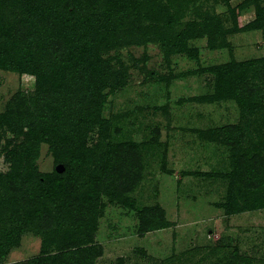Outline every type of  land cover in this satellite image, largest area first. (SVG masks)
<instances>
[{"label":"rangeland","instance_id":"1","mask_svg":"<svg viewBox=\"0 0 264 264\" xmlns=\"http://www.w3.org/2000/svg\"><path fill=\"white\" fill-rule=\"evenodd\" d=\"M60 1L63 0H0V41L13 23L28 21L33 12L41 15L38 10L42 6L46 17ZM230 3L229 7L223 0L178 2V8H185L180 16L185 26L209 16L215 19V28L225 32L222 39L210 40L213 46L223 44L224 48L212 49L207 37L188 42L198 52V60L186 54H167L157 43L142 44L140 34H127V27L118 35L124 44L105 55L112 58L117 79L88 139L85 168L90 175L97 172L101 154L111 144L127 141L138 145L144 178L133 193L122 199L133 198L132 207L103 195L96 221L86 224L81 232L70 225L56 232L59 215L50 200L43 198L44 191L53 184L66 181L55 175L58 160L67 162L66 156L58 155L50 144L42 142L36 162L37 172L43 176L39 181L41 191L35 199L24 201L20 193L14 194L13 189L20 188L14 182L31 153L20 148L23 136L0 127V243H4L0 264H28L43 257L48 264H57L54 259L64 243L83 241L87 235L93 239L90 248L103 251L93 264H235V250L253 264H264V209L251 210L242 204L248 198L264 202V193L244 194L240 202L245 208L227 212L224 206L229 202L235 150L224 143L220 130L237 125L245 134L241 152L264 155V82L260 81L263 92L256 102L260 106L254 108H241L234 100H203L216 93V78L209 72L213 67L235 59L262 61L252 67L250 75L264 70L261 31L226 32L234 28L235 22L239 28L254 23L264 0ZM165 4L163 14L149 15L137 26L148 31L157 23L166 27ZM156 15L159 18L155 20ZM150 31L155 35L152 27ZM35 88L34 76L0 69V114L6 111L14 94L33 92ZM31 201L30 208H26ZM157 206L166 211L169 226L140 236V211ZM38 209H45L53 218L50 227L35 216Z\"/></svg>","mask_w":264,"mask_h":264},{"label":"trees","instance_id":"2","mask_svg":"<svg viewBox=\"0 0 264 264\" xmlns=\"http://www.w3.org/2000/svg\"><path fill=\"white\" fill-rule=\"evenodd\" d=\"M180 1L63 0L52 14L43 16L45 6H42L38 10L41 15L33 12L28 21L18 20L1 37L0 69L16 70L36 79L33 92H17L6 111L0 114V127L8 128L18 137L23 136L25 139L20 148L31 153L24 170L14 182L20 186L13 189L14 194L20 193L24 201L27 198L35 199L40 194L39 181L43 176L37 172L36 162L42 142L50 144L58 155L67 158V162H57V165H64L63 173L57 172V165L55 167L56 177L66 181L61 185L53 184L48 191H44L46 196L43 199H49L59 215L56 232L69 225L81 232L86 224L96 221L103 195L132 207L135 203L133 198L122 199L126 194L133 193L144 178L142 152L138 145L127 141L111 144L103 150L97 172L90 175L85 168L88 139L115 88L117 73L112 58L105 55L110 54L111 48L124 44L118 36L121 29L127 27V34L137 31L142 44L157 43L167 54H186L193 60H198L199 56L188 46L190 40L207 37L212 49L225 47L223 44H211L210 40L214 42L226 36L222 29L215 28L214 18L204 16L202 22L193 21L186 26L181 23L180 16L185 8L181 5L178 8ZM223 1L231 6L232 0ZM184 2L190 4L192 0ZM164 3L167 6L164 15L167 17L166 27L158 23L149 26L154 29L153 35L150 29L148 31L137 26L141 20L149 19V15L163 14ZM158 18L157 15L154 17L155 20ZM129 27L131 30L128 31ZM231 30L226 32L258 30L264 37V6L258 7L254 23L239 28L235 22ZM130 37L132 39L135 34ZM229 49L232 52V48ZM259 62L262 61L240 62L233 59L211 68L209 72L216 78V93L203 100L208 103L234 100L241 108L248 109L260 106L256 102L263 92L261 82H264V70L258 69L250 75L252 67ZM220 130L224 143L235 150L229 202L224 206L232 214L245 208L240 202L244 194L256 196L264 193V155L252 151L241 152L245 134L237 125ZM236 189H240L238 193H235ZM2 194L0 188V196ZM12 197L16 198L15 195ZM248 199L243 201L244 206L251 210L264 209V202ZM32 201L26 203V208H30ZM34 214L44 226L50 227L53 218L45 209H38ZM139 219L140 236L170 224L166 211L159 206L141 210ZM92 242L88 235L83 241L72 239L63 244L54 261L57 264H93L103 251L91 249ZM2 247L4 243L1 242ZM232 260H235V264H253L251 259L242 257L238 250L234 251ZM28 264L48 263L47 258L43 257Z\"/></svg>","mask_w":264,"mask_h":264},{"label":"water","instance_id":"3","mask_svg":"<svg viewBox=\"0 0 264 264\" xmlns=\"http://www.w3.org/2000/svg\"><path fill=\"white\" fill-rule=\"evenodd\" d=\"M56 170L59 173H63L65 171V167L63 164H60V165H57Z\"/></svg>","mask_w":264,"mask_h":264}]
</instances>
